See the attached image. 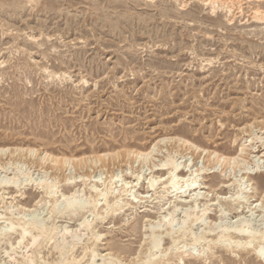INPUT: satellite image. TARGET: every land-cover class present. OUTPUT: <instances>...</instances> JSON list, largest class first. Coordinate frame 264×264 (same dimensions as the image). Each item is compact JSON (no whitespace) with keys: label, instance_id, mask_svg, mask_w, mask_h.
<instances>
[{"label":"rangeland","instance_id":"374dc122","mask_svg":"<svg viewBox=\"0 0 264 264\" xmlns=\"http://www.w3.org/2000/svg\"><path fill=\"white\" fill-rule=\"evenodd\" d=\"M207 1L0 0V264H264V0ZM234 224L259 239L213 242Z\"/></svg>","mask_w":264,"mask_h":264},{"label":"bare ground","instance_id":"6f19581e","mask_svg":"<svg viewBox=\"0 0 264 264\" xmlns=\"http://www.w3.org/2000/svg\"><path fill=\"white\" fill-rule=\"evenodd\" d=\"M175 1H177V0H175ZM201 1H204V2H208L207 0H201ZM228 1V0H227ZM209 4H211V3H209ZM260 6V5H259ZM261 8V7H260ZM256 9H257V7H256ZM262 9V8H261ZM260 10V9H259ZM254 12V11H253ZM263 12H264V10H263ZM212 13V12H211ZM213 14V13H212ZM204 15H206V13H203V16ZM255 16H254V18L258 21V20H262V17H263V15H264V13L263 14H260V13H258V11L254 14ZM228 21H230V19H228ZM231 22V21H230ZM34 38V37H33ZM36 41V40H35ZM161 142V140H159V141H157L154 145H153V147L149 150V151H147V152H142V153H138L137 155H139V156H144V157H147V156H149L152 152H153V150L155 149V147L159 144ZM183 144H185V145H187V143L186 142H183ZM33 151V150H32ZM32 151H29L30 153H32ZM2 152H4V150H0V153H2ZM240 152L242 153L243 152V149H241L240 150ZM212 154V153H211ZM116 156H117V154H116ZM101 157V156H100ZM114 157H115V155H114ZM218 157H221V155H219ZM104 158V157H103ZM99 159V158H98ZM78 161V160H77ZM95 162L94 163H96V160H94ZM228 162H229V160H227ZM79 162H80V159H79ZM99 162V161H98ZM54 163L55 164H58V163H62V164H66L67 162L66 161H63V162H61V161H56V160H54ZM168 165V163H165V164H161V169L160 170H163L164 169V167L165 166H167ZM58 166H59V164H58ZM177 168H178V165H175V164H173L172 163V166H171V168H170V171H169V174H168V176H169V186H171V188L173 189V188H175V183L173 182V180L171 179V175H173V173H175L176 171L178 172V174L180 173V171H178L177 170ZM93 178V177H92ZM159 179V178H158ZM112 180V179H111ZM157 179L156 178H154V179H152L151 181H150V185H149V187L150 188H154V183L156 182L157 183V181H156ZM9 181V180H8ZM66 181H67V179H66ZM6 182H7V179H6ZM6 182H5V180H4V182L2 181V182H0L1 184H6ZM10 182V181H9ZM0 184V185H1ZM12 184L14 185L15 183H13L12 182ZM11 184V185H12ZM17 184V183H16ZM126 184V183H125ZM7 185H8V183H7ZM7 185H5V186H7ZM3 186V185H2ZM16 186V185H15ZM45 186V185H44ZM126 186V185H125ZM197 185H196V182L195 181H190L189 182V184L187 185V187H190V188H192V190H195L196 188H199V187H196ZM92 188V190H93V192L96 194V196H99V197H101V198H103L104 199V201H105V205H106V208H105V211H104V213L105 214H108L111 210H112V208H113V206L114 205H116L118 202H114L113 204H109L108 203V201H107V197L109 196L108 195V191H106L105 192V190H103L105 193H98V191L95 189V187L94 186H92L91 187ZM90 188V189H91ZM127 187H124V192H126V189ZM182 188H183V186H181L180 187V189L179 188H177L174 192H175V194L177 195V194H181V193H184V192H186L185 190H183L182 191ZM2 189V188H1ZM49 189V188H48ZM111 189V188H110ZM200 189V188H199ZM78 190V189H77ZM107 190V189H106ZM48 192H50L49 190H48ZM47 192V193H48ZM81 192H83V191H80V192H78V193H81ZM110 192H112V191H110ZM46 193V194H47ZM93 193V194H94ZM50 194V193H49ZM77 194V192L75 191V192H73V194H71L70 193V195L69 196H64V195H61L62 197H63V199L65 200V206L63 207H61V209L63 208V211L66 213V215H67V217H69V219H72V220H74L75 219V217H78L77 215H78V213H79V211L81 210V209H83V206H81L80 204H79V200H77L76 199V197L75 196H77L76 195ZM94 194V195H95ZM110 194V193H109ZM125 194V193H124ZM51 195V194H50ZM108 195V196H107ZM122 195V194H121ZM80 196V195H79ZM111 196H113V195H111ZM93 198V197H92ZM96 198V197H95ZM94 198V199H95ZM100 198V199H101ZM114 198V197H113ZM62 199V200H63ZM102 199V200H103ZM117 200H119V199H117ZM85 201V200H84ZM87 201H88V199H87ZM93 201V200H92ZM91 201V202H92ZM115 201V200H114ZM196 201H197V198L195 199V200H193L192 202H189V204H191V203H196ZM100 204V202H97V201H95V203H93V209L94 210H96L95 208H97L98 206L97 205H99ZM86 205L85 206H87V203H85ZM104 204V203H103ZM119 204V203H118ZM189 204L187 205L186 204V206H188L189 207V209L190 208H192V205L191 206H189ZM97 206V207H96ZM118 206V205H117ZM179 206V205H178ZM187 207V208H188ZM232 207V206H231ZM179 208H180V206H179ZM185 208V207H184ZM8 209V208H7ZM181 209V208H180ZM182 209H183V207H182ZM186 210V209H185ZM58 211V210H57ZM56 211V212H57ZM62 211V210H61ZM172 211V210H171ZM54 212V211H53ZM63 212V213H64ZM169 212V211H168ZM173 213V212H172ZM57 214V213H56ZM61 214V213H60ZM113 214V213H112ZM169 214H170V212L167 214L168 216H169ZM186 215L185 216H188L187 214L188 213H185ZM191 214V213H190ZM94 215V214H93ZM98 214H96L95 216H97ZM171 216H172V214H170ZM193 215V217H194V214H192ZM94 216V217H95ZM98 216H100V215H98ZM192 217V216H191ZM199 217V216H198ZM66 218V217H65ZM163 218V222H165L164 224H166V225H168V226H170V225H172V223H171V219L170 220H166V217L164 216V217H162ZM187 218V217H186ZM200 218H202V216L200 217ZM2 219V218H1ZM86 219V218H85ZM188 219V218H187ZM20 220V219H19ZM83 220H84V217H83ZM166 220V221H165ZM186 220V219H185ZM191 220V219H190ZM196 220H199V218L198 219H196ZM42 221V220H41ZM40 221V223H38V225H36V223H35V225H31L32 227H31V230L29 231V232H27V230H20V231H22L21 233H20V235H19V233H18V237H19V239L18 240H20V241H22L24 238H25V236L26 235H28L29 233H31L32 231H35L36 233H34V234H31V236H30V243H31V245H35L36 244V242L39 240V239H41L42 237H40L41 235H43V233L45 232V230H44V226L42 227L41 225H39V224H43L42 222ZM88 221V220H87ZM11 222V221H10ZM9 222V223H10ZM34 222H36V221H34ZM33 222V223H34ZM184 223L186 222L187 223V220L186 221H183ZM182 222V224H184ZM194 222V221H193ZM27 223V222H26ZM76 223H78V222H76ZM28 224H29V222H28ZM28 224H26V225H28ZM150 224V223H149ZM241 224H243V223H241ZM12 225V224H11ZM10 225V226H11ZM19 225V224H18ZM54 225V224H53ZM151 225V224H150ZM149 225V226H150ZM186 225V224H185ZM9 226V228H10V230L12 229L11 227ZM14 226V225H13ZM46 226V225H45ZM78 226H83V227H85V228H88L89 226L91 227V225L89 224V221L88 222H86V221H83V222H81L80 221V223H79V225ZM15 227V226H14ZM19 227V226H18ZM22 227H23V225H22ZM55 227H57V226H55ZM60 227V226H59ZM59 227H58V230H60L59 229ZM62 227V230H61V233H62V231H63V233H62V236L65 234V236H66V234L67 235H69V231L71 230V229H73V228H71L70 230H68L67 229V226L66 227H64V226H61ZM8 228V229H9ZM47 228H48V226H47ZM51 228V227H50ZM152 228H154V227H152ZM152 228H150V229H152ZM182 228H185L184 227V225L182 226ZM187 228V227H186ZM250 228V227H249ZM248 227L246 228V227H243L242 225L240 226V224H238V225H231V226H227V227H224L223 228V230L221 231V233H219V234H217L216 236H215V241L213 240V242H215L216 243V241H219V242H223V244H224V242H225V247L226 248H240V247H246V246H249L253 241H255V240H258L259 238H261L262 237V239L264 240V234H262V236L261 235H259L260 237L257 239V233H255L254 232V229L252 230V228H250L249 229ZM30 229V228H29ZM28 229V230H29ZM53 229H54V226H53ZM82 229V228H81ZM81 229H78V230H81ZM171 229V228H170ZM189 229V228H188ZM9 230V231H10ZM55 230V229H54ZM57 230V231H58ZM73 230H75V229H73ZM72 230V231H73ZM78 230H77V235H73V237H74V241H76V243H77V240H79V238H81V237H79L80 235H78ZM85 230V229H84ZM89 230H90V228H89ZM169 230V229H168ZM183 230V229H182ZM181 230V231H182ZM12 231V230H11ZM49 231V230H48ZM53 231V230H52ZM56 231V232H57ZM88 231V230H87ZM152 231V230H151ZM170 231V230H169ZM168 231V233H170ZM184 231H185V233H187V231H186V229H184ZM215 231V230H214ZM7 232V231H6ZM55 232V233H56ZM59 232V231H58ZM71 232V231H70ZM76 232V231H75ZM90 232V231H89ZM180 232V231H179ZM207 232V231H206ZM210 232V231H209ZM208 232V233H209ZM46 233H48V232H46ZM53 233V232H52ZM73 233V232H72ZM184 233V232H183ZM211 233H214V232H211ZM1 234V233H0ZM2 234H4V233H2ZM51 234V233H50ZM54 234V233H53ZM58 234V233H57ZM97 234V233H96ZM155 234V233H154ZM154 234L152 233V236H150V240L152 241V239H153V241H152V246H150V249H148V250H152V251H154L155 249H158V251H159V249H161V246H159L160 244H161V235H160V233H159V235L157 236L156 234V236H154ZM167 234V233H166ZM206 234V233H205ZM210 234V233H209ZM45 235V234H44ZM82 235V234H81ZM84 235V234H83ZM150 235H151V233H150ZM182 235V234H181ZM49 236H51V235H49ZM61 236V238H65V236H63L62 237ZM93 236H95V238H94V241H98L99 240V238H100V236H99V234L98 235H93ZM184 236H185V234H184ZM6 237V236H5ZM29 237V236H28ZM46 237H48V236H46ZM46 237H44L43 236V238H46ZM73 237H70V238H73ZM79 237V238H78ZM170 237V236H169ZM183 237V236H182ZM198 237H200V236H198ZM42 238V239H43ZM68 238V237H67ZM149 238V237H148ZM180 238V237H179ZM66 239V238H65ZM177 239V238H176ZM201 239L202 240H206V238L205 237H201ZM238 239H246L245 241H243V242H239L240 240H238ZM3 240V239H2ZM17 240V239H16ZM73 240V239H72ZM171 240V239H170ZM175 240V239H174ZM151 241H148L149 243L151 242ZM179 241V240H178ZM183 241V240H182ZM194 241V244L195 243H197V242H199L200 240H198V239H195V240H193ZM1 242L2 241H0V244H1ZM65 241H63V243H64ZM73 241H71V243H72ZM209 242L210 243H212V240L210 241L209 240ZM16 243V242H15ZM57 243V242H56ZM65 243H67V242H65ZM65 243H64V245L63 246H66L65 245ZM70 243V242H69ZM69 243H67V245L69 244ZM70 243V244H71ZM172 243H175L176 244V240L175 241H173ZM179 243V242H178ZM177 243V244H178ZM210 243H208V244H210ZM214 243V244H215ZM22 244V243H21ZM58 244V243H57ZM57 244L55 245V246H57ZM94 244H95V242H94ZM185 243H183V245H184ZM199 244V243H198ZM261 244H263V243H261ZM30 245V244H29ZM30 245V247H32ZM60 245V244H59ZM58 245V246H59ZM182 245V246H183ZM259 245V244H258ZM40 246V245H39ZM57 246V247H58ZM61 247V245L59 246L60 247V253L58 254V255H63V254H65L66 252L65 251H67V250H65L64 248L65 247ZM72 247L73 246H75V245H71ZM70 245H68V247H71ZM12 247L14 248V246L12 245ZM23 247V246H22ZM59 247H58V249H59ZM71 247V248H72ZM159 247V248H158ZM172 247V246H171ZM177 247V246H176ZM175 247V249H177ZM185 247V246H184ZM188 247V246H187ZM187 247H186V249L184 250V248L183 247H181V248H183V250H180L181 252L179 253V255H178V258L180 259V258H182V257H184L185 255H187L186 254V250H187ZM67 248V247H66ZM70 248V249H71ZM73 248H75V247H73ZM91 248H92V246H91ZM179 248V247H178ZM25 249H26V247H25ZM54 249H55V247H54ZM257 249V248H256ZM56 250H57V248H56ZM62 250H65L64 252H62ZM85 250V249H84ZM170 250V249H169ZM178 250V251H179ZM54 251V250H53ZM91 251V250H90ZM97 251V250H96ZM92 252V254H91V256H92V258H91V264H95L96 262H95V258H97L96 256H99V254L97 253V252ZM152 251H149V255H147V258L149 257V258H151V259H153L154 260V258H152V257H154L155 255H154V253H151ZM12 252V251H11ZM27 252V251H26ZM7 253V252H6ZM83 253V252H82ZM167 253V252H166ZM25 254V253H24ZM24 254H22V255H24ZM27 254V253H26ZM84 254V253H83ZM165 254V253H164ZM164 254H162L163 256H164ZM28 255V254H27ZM74 255V254H73ZM255 255L258 257V258H262V259H264V245L263 246H260L257 250H255ZM104 256V255H103ZM161 256V255H160ZM165 256H167L166 254H165ZM199 256V255H198ZM13 258H14V256H12ZM27 256L25 255V258H26ZM61 257V256H60ZM63 257V256H62ZM85 257V256H84ZM101 257V256H100ZM155 257H157V256H155ZM175 257V256H174ZM13 258H12V260H13ZM24 258V259H25ZM59 258V257H58ZM72 258V257H71ZM99 258V257H98ZM97 258V259H98ZM105 257H102L101 259H104ZM141 258V257H140ZM161 258V257H160ZM159 258V259H160ZM11 259V258H10ZM60 259V258H59ZM61 259H63V258H61ZM81 259V258H80ZM101 259H99V260H101ZM110 259V258H109ZM108 259V260H109ZM145 259V258H144ZM26 260V259H25ZM28 260V259H27ZM31 260V259H30ZM71 260V259H70ZM76 260V259H75ZM74 260V261H75ZM137 260V259H136ZM146 260V259H145ZM144 260V261H145ZM147 260H149V259H147ZM15 261V260H14ZM32 261V260H31ZM30 261V262H31ZM68 262H69V260H67ZM66 261V262H67ZM73 261V262H74ZM102 261H106L105 259L104 260H101V263H99V264H102ZM111 261V260H110ZM114 261H115V258H114ZM117 262H120L119 260H116ZM141 261H142V259H141ZM150 262L152 261V260H149ZM149 261H146V262H149ZM25 262V261H24ZM61 262V261H60ZM95 262V263H94ZM140 262V261H139ZM146 262H145V264H146ZM155 261H152V263H154ZM26 263V262H25ZM61 263H63V261L61 262ZM110 263V262H109ZM138 263V262H137ZM20 264V263H19ZM80 264V263H79ZM110 264H114V262H112L111 261V263ZM115 264H117V263H115ZM120 264V263H119ZM142 264H143V262H142ZM155 264V263H154Z\"/></svg>","mask_w":264,"mask_h":264}]
</instances>
